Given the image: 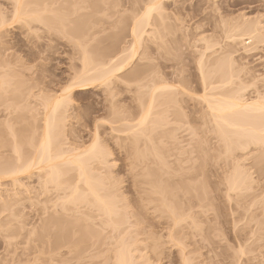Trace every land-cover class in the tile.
<instances>
[{
    "label": "rangeland",
    "instance_id": "374dc122",
    "mask_svg": "<svg viewBox=\"0 0 264 264\" xmlns=\"http://www.w3.org/2000/svg\"><path fill=\"white\" fill-rule=\"evenodd\" d=\"M34 1L24 0L23 3L27 10L39 9L40 13L46 6L44 7V3H40L38 0L40 4ZM14 3L15 0H0V18L3 19V27L0 24V34L2 35L0 65L6 66L5 68L0 66L1 73L5 74L0 76L8 83V86L11 84L10 88L6 89L7 91L0 93V166L7 168L3 171L7 170L8 172V170L14 169V166L21 165L20 162H25L27 156H30L29 152L31 151H28L30 147L27 149L28 141L26 142V140L31 138L29 136L33 131H35L32 135L35 138L33 139L34 143H37L39 139L43 128L41 125L43 126L44 117L42 116L46 112L43 110L44 103L52 102L56 96H60V98L63 96L61 99L64 102H61L68 101L64 106L60 105V111L63 110L64 113H62L66 117L64 136L61 138L63 148L73 149L87 146L97 129L99 143L110 156H108L109 167H99L93 174L104 187L109 188L114 185L118 189L121 195L119 199L125 203V211L132 223V227L129 228L130 233L132 231L134 233H132L133 240L129 234L127 242L129 240V243L137 241L135 247L139 250L137 255L136 252L134 254L144 258H140L138 263L146 261L147 264H183L182 260L190 261L192 258V264H229L230 254L235 249L237 250L233 244L234 236L239 233L236 231H240L245 222L242 221L244 219H240L241 223L237 221L236 228L232 227L233 221L228 215L230 213L228 202L219 196L225 195L223 194L225 193L224 188H222L225 179L232 174L234 166H236L238 171L250 175V189L245 192V198L239 205L240 207L238 206V211H244L246 216H254L257 223L264 222V173L262 172L264 148L250 145L244 150H235L233 159L226 163L218 158L217 147L220 143L211 131L212 123L210 117L206 115V108L201 105L203 103H200L202 93L195 84L199 80L198 77L196 78L195 65L200 57L199 54L204 50L205 38L216 40L217 45L214 49L218 50V53H226L229 47L225 49L227 46L225 43L231 44L230 36L235 33L242 34L240 33L241 29L238 32L239 24L241 23L243 28L242 22L254 21L261 27L263 41L252 45L248 43L250 41L247 39L248 36L244 35L242 43H234L232 50L230 48L231 51L228 52L231 53V57L235 61L234 66L248 69L254 75L251 79L253 83H248L247 86L245 84L246 88L241 93L243 100L251 101L258 96L264 97V0L165 1L163 13L165 12L167 17L164 24L167 25L164 26L167 28V32H163L161 27L158 28L160 33L156 36V38L158 37L157 45L149 42L152 40L145 39L147 46H150L151 49L152 55H150L156 60L154 61L156 64H154L157 67L153 66L155 71L152 69V73L166 74L165 78L171 81L175 78V74L171 75L172 72L174 73L172 66H181L185 71L181 76L187 81L191 80V86L184 91L180 89V93L184 92V94L178 93L179 106L177 109L175 111L171 108L168 109L169 113L166 116L168 125L151 130V132L149 130L148 136L151 142L143 137L136 146L131 143V135L125 130L129 127L128 123L133 125V121L140 118L141 110L146 109L148 104L145 103L144 108L138 106L137 100L132 99L137 96H135L134 89L118 90L119 94L115 90L113 94L116 96H112L113 98H111L110 92L94 88V86L88 90L72 91L68 93L70 95L62 93V90L65 91V88H68L73 76L82 68V56L79 51L81 48L76 46L77 39L84 36V43L87 44L89 50L87 57L95 65L97 62H107L111 54L118 55L121 47L126 46L130 40L128 34L132 21L129 15L135 8L134 0H59L57 7L51 11L48 9L49 7L45 8L44 10L48 9L49 12L42 13V11L40 13L43 22L33 21L29 24L12 18ZM35 3L38 6H35ZM251 47V51L244 52L245 48L247 50ZM160 54H164L170 59L157 58ZM172 57L176 60L171 61ZM75 89L73 88V90ZM112 103H114L113 106ZM164 109L165 107L155 108L151 120L157 119V113ZM57 112H59L58 109ZM120 120L129 122H119ZM112 127L117 129L113 133L110 131ZM160 132H169L172 137L166 136L161 140L158 138ZM18 144L21 145L20 152H23L21 156L23 155L25 160L18 161V165H16L17 154L14 148L19 146ZM203 144L208 147L209 153L206 175L211 207L206 217L195 215L199 226L198 231L202 237H194L191 233L189 218L182 220L177 228L170 227V230L168 217L167 220L166 216L165 219L162 218L163 216H159V211L158 214L153 211V208H149L152 207V204L150 206V203L146 204L148 198H156L149 191L150 184L155 182L158 173H161V181L164 180V184L168 181L166 184L173 183L172 186L176 188L174 190L178 201H183L178 202L179 204L176 201L177 205L183 203L182 205L187 207L189 202H193L194 197H191L193 184L190 183L189 173L191 174L192 163L200 165V159H197L199 154L196 153V150ZM160 158L165 161V169L160 167V162H162ZM70 170L67 168V174H62L63 176L59 180L60 184L67 180L73 181L72 177L75 172ZM26 176L25 173L19 176L17 186L14 185L16 183H12L11 176L6 174L0 176V264H110L108 260L112 254L111 250L107 247L106 250L103 245L99 248L98 245L94 246L100 240V244L102 241H108L109 229L103 232L100 231L101 228L93 226L94 228H91L95 230L94 236L90 234L91 238L87 235L88 239L85 236L86 238L81 240L84 219L76 222L78 227L80 224L82 228L80 226L79 229L75 226V229L68 230V235L71 236V238L69 237L70 241L72 232L76 241L81 237L79 238L80 242H76L74 239L72 242H75L74 245H81L83 248L80 247L81 253L87 258L83 257L84 263L77 262L72 254L66 253L68 252L67 248L65 249L67 245H63L61 240V243L58 241L59 239L57 240L59 238L57 229L60 230L59 225L63 220L59 217L60 215H56L58 213H54L56 212L54 210L58 209L55 205L57 202L56 186L50 184L51 186L49 185L48 188H43L37 183L36 176ZM149 182L152 183L149 184ZM112 188L115 189V187ZM167 189L169 192L170 188ZM147 206L149 207L147 208ZM197 210L195 209V212ZM91 215L94 219L95 213ZM216 215L222 220V224L225 223L224 225L214 221ZM58 217L60 220H57ZM49 219L53 220L51 224L48 222ZM70 221L71 226L76 225L72 223V220ZM45 225L49 226L48 229L45 228L46 230L43 228ZM51 227L53 228L52 232H50ZM262 227L263 229L259 228V231L253 233V236H251L252 233L248 234V237L253 239V242L251 240L250 243L252 253L241 258L242 264H264V224ZM76 228L78 229L76 230ZM75 230L78 233L77 239V234H74ZM242 230L240 233H245ZM171 231L172 234H170ZM100 232L102 233L101 237L95 236L98 233L100 235ZM173 234L178 238L170 236ZM94 237L96 240L99 237L100 239L96 241ZM205 238L206 240H204ZM174 240L181 241H178V244ZM72 242L70 245L74 247ZM90 246L92 249L97 247L98 250L95 248L96 252L92 251ZM102 246L103 248H101ZM247 258L249 261L245 262ZM103 260L105 261L103 262Z\"/></svg>",
    "mask_w": 264,
    "mask_h": 264
},
{
    "label": "bare ground",
    "instance_id": "6f19581e",
    "mask_svg": "<svg viewBox=\"0 0 264 264\" xmlns=\"http://www.w3.org/2000/svg\"><path fill=\"white\" fill-rule=\"evenodd\" d=\"M35 1L38 4L44 3V7L45 6H46L45 8L49 7L48 9H50V11L51 9L59 5V0H49L47 2L45 0H41V1L38 0L40 3L37 0ZM165 1L167 0H134L135 8L133 9L132 12L130 11L131 13L129 12L131 14L129 16L132 21V22L130 21L131 24L128 34L130 40L129 42L126 43V46L121 47V49L119 48L120 50L118 51V55L113 53L114 54L113 56L111 54L112 56L111 55L109 56L110 59L107 62H102V61L97 62V65H95L87 57L89 50L87 49V44L84 43V36L77 39L76 46L78 48H81L79 51H80V55L82 56L81 57L82 68L77 74L75 73L76 75L73 76V78L71 79L69 85L67 86L68 88H65L66 89L65 91L62 90V93L64 94L66 93L65 95H70L68 93H71L72 91L88 90L89 88H91V86H94V88L96 87L98 89H103V91L110 92L109 94H111V98H113L112 96H114L113 93L115 90L126 91L130 89H134L136 92L135 96L136 95L137 96L136 98H132V99L137 100L138 106L143 107L145 103L148 104L146 109L143 107L144 110H141L142 112L140 118L138 120H135V122L133 121L134 123L133 125H131L132 123L131 124L128 123L129 127L127 130H125L130 133L131 143L135 146L139 143L140 139L143 137H145L147 141L148 139L150 141V137L148 136L149 130L151 132V130L163 128L166 125H168L169 122L166 120L167 118L166 116L169 113L168 109L171 108L173 111H175L179 106V100L177 97L178 93L181 95L184 94V92L180 93V89L184 91L185 89H187V87L191 86V82H190L191 80L189 81L188 79L187 81L184 78H182L181 75L184 74L183 72L185 71L181 66L178 67H174V65L172 66L174 73L172 72L171 75L173 74L174 76L175 74V78L173 77L174 79H172L171 81L165 78L166 74L161 75L158 73L156 75L155 72L152 73L153 71L152 69H154L153 66H156L155 65L156 63L154 62L156 60H154L155 58H152L151 56L152 54L150 53L151 50L150 46H147L145 39L147 40L150 39L152 40L149 41L152 42L151 44L157 45L156 41L158 37L156 38V36L159 35L160 33L158 28L161 27L163 32L166 31L167 28L165 27L167 25L165 26L164 24L167 17L165 16V12L163 13ZM23 2L24 0L23 1L15 0L13 6V13L11 14L13 15L12 18L17 19L18 21L21 22L24 21L27 24L32 23L33 21L43 22V20L40 18V13L42 11H43L42 13L49 12L48 9H46L45 11L44 10L45 8L43 7V5H41L44 9L40 11V13H39V9L27 10ZM36 5L37 4L35 3V6ZM0 19H1L0 24L2 26L3 19L2 18ZM247 21L242 22L243 28L241 26V23L239 24L240 26L238 27L237 25H235L239 29L238 32H240L241 29L240 33L242 34L239 33L238 34L235 33L234 35L232 34L233 36L231 35L232 37L230 36L229 38V40L231 39L230 41L231 44H229V42L225 43L227 44V46L225 45L226 46L225 49L229 47L228 51H231L232 47L235 45L234 43L236 42L242 43L243 41L242 37L244 35L248 36L247 39L250 40L248 43L249 44L251 43L252 45L263 41L261 27L258 26V23L254 21L252 22H247ZM1 37L2 35L0 34V39ZM208 38L209 37L205 38L206 40L203 45L204 50L199 54L200 57H198L199 59L198 61H196L197 64L195 65V69L197 71L196 72L197 76L196 74L195 76L196 78L198 77L197 79H199L195 84L202 93L200 96L201 101L198 97L197 98L199 99L200 103H203L201 105L205 106L206 115L210 117L212 123L211 131L215 134L217 140L220 143V145L217 147L219 150L218 158L224 163H226L233 159L234 157L233 153L235 150H244L250 145L258 146L259 148H264V97L258 96L257 98L251 101L243 100L241 93L246 88L245 84L247 86L248 83L249 84L253 83L251 80L254 77L253 73L248 69L238 68L234 66L235 61L231 57V53L228 51L226 53L224 52L222 53L219 51L220 53H218L217 52L218 50L216 51L214 49L215 46L217 45L216 40H213L211 38L208 39ZM159 47H157L158 50ZM251 49L252 47L247 50L245 48L244 52L245 53L249 52L251 51ZM163 55L160 54L158 55L157 58H162V60L168 58L170 59V57L167 58L165 57V55L164 56ZM135 60H137L136 63H134ZM175 60H176L175 58L173 57L171 58V61H175ZM2 66L1 68L6 67V66L3 67ZM149 70H151L150 73H148ZM0 75L3 76L5 74L1 73L0 71ZM1 76H0V93H2L3 91H7L8 87L10 88L11 85L10 84L8 86V83L5 82V80H3V77ZM73 88L76 89L73 90ZM61 98H63V96H61ZM61 98L60 96L59 97L56 96L54 99H52V102L50 101V103L49 102L44 103L45 106L43 104L44 106L43 110H45L46 112L44 111L45 115L42 116L44 117V119H43V126L41 125V127L43 128L39 136V139L37 138L38 139L37 143H34L33 139L35 138L32 136L35 131L32 132L31 130L32 135L29 136L31 138L27 137L28 139L27 140L25 139L26 142L28 141L27 144L29 145V146L27 145L28 147L27 149H29L30 147V150H28L31 151L29 152L30 156L28 157L26 155L27 159L25 160L23 158V155L21 156V153L23 154V152H20L22 150L20 149L21 145L18 144L19 146H16L14 148L15 153L17 154L16 165H18V161L20 162L25 160V162H20L21 165L19 166L13 165L14 169H10L11 167L13 168V166H10V168H8L10 169L8 170V172L7 170L6 172L3 171L4 169H7L6 167L0 166V176L1 175L5 176V174L11 176V178L10 177L9 178L11 179V181H13L12 183L13 184L16 183L14 185L17 186V183L19 184V178H20L19 176L25 173V175L27 174L26 177H29L31 175L36 176L35 178H37V183L43 188H48L50 184L56 186L55 192L57 193L56 194L57 202L56 204L55 203L54 204L57 205L56 207H58V209L56 208L57 210H54L56 211L54 213L55 214L58 213L56 215L57 216L60 215L59 217L61 218V220H63L62 223L60 224L61 226L59 225V228L61 227L60 230L57 229L59 233L58 231L57 232L55 231L56 233L59 234L58 235L59 238H57V240L59 239L58 241L61 240L63 242V245L64 244L67 245L65 246V249L67 248L66 250H68V252L66 253H68L69 255L72 254L77 262L81 261L82 263H84L82 259L85 255L83 256L82 255L83 253H81L82 252L81 245L79 244L74 245L75 242H72L73 239L75 240V238H73L74 237L73 232L71 234L72 239L70 241L69 237L71 238V236L70 234L68 235L69 233L68 230H71V228L75 229V226L78 227L77 221H79L80 219H84L85 220V221L83 220L84 224L82 222L84 228H82V226L79 224V227L81 226L82 228L81 230L83 231L82 238L79 237L81 238V240L85 239L87 235H89L90 237L89 236L88 237L91 238V235L95 233L93 226H97V228L98 227L101 228L100 231L103 232L109 229L110 235L109 238H107L108 241L107 242L102 241V243L100 244L99 243L101 242L100 240L96 244L94 243L95 244L94 246L98 245L97 247L99 248L101 245H103L105 246L106 250L107 248L111 250L112 254L111 257L109 258L110 260L106 258L108 261H110V264H139L140 262L138 263V260L142 258V256L138 255L139 258L136 256L139 250L137 249V247H135L136 246L135 242L137 241L134 240L133 242L129 243L130 241L129 240L127 242L129 238V234H131L130 238H132L134 233L133 231L130 233L129 228L132 227V223L129 221V215L125 211V203L121 202V200L119 199L121 195L119 194L118 189H116V186L114 185H112L109 188L104 187L101 181L93 174V172L96 171L97 168L99 167L100 168L109 167L108 156L110 155L102 148L101 144L99 143V139H98L99 136H98V132L96 131L97 129L95 130L94 135L92 136V139L87 146L78 147V148L75 147L73 149L63 148L64 145L62 143L61 138L64 136L63 130H64L66 117L63 114L64 111L63 110L60 111L61 108L60 105L64 106V104L66 102L68 103V101L63 103L64 100H62ZM194 101L196 100L194 99ZM113 104L114 103H112V106ZM157 107L158 108L165 107V109L157 113V119L151 120L153 110ZM57 109L59 110L60 113L57 112ZM119 122L126 123L129 121L120 120ZM114 128L115 127L110 128L111 129L110 131H112V133L115 132V130H117ZM158 136L159 139L163 140L166 138V136L172 137V134L169 132H160ZM160 153L161 152H159V154ZM196 153L199 154L197 155L198 156L197 159H200V165H198V163L195 165V162L192 163V166L190 168L191 174L189 173L190 183L192 182L193 184L191 188L192 189L191 197H194L193 202L192 203L189 202L188 204L186 201V203L188 204L187 207L185 206L186 209L182 205L183 203L177 205L176 201L177 203L178 202L181 203L182 200L178 201L176 191L174 190L175 187L172 186L173 183L171 185L170 184L168 185L166 184L168 183V181H166L164 184L163 183L164 180L161 181V176H160L161 173H158L159 175H157L155 182L153 184H150L152 182H149V184L151 185L149 192L152 195H154L156 198L154 197L148 198V203L146 204L148 205L150 203L149 206L152 204V207L147 206V208L148 207L151 209L153 208V211L155 213L157 212L158 214L160 212L159 216H163L162 218L165 219L166 216V220H167L168 217V219L170 220L168 227L169 229L170 227L177 228L182 220L189 218L191 221V222L189 221L191 224V231H192L191 233L193 234L194 237L202 235L200 231H198L199 226L196 221L197 217H195V215L197 214L200 217L202 216L206 217L211 207L210 196L207 191L208 179L206 175L207 173L206 169L209 162L208 147L205 146V144L200 145L196 150ZM156 154L157 153H155V155ZM162 160L164 159H161V161ZM164 162L165 161L160 162V167H162V169L166 168L165 167L166 165L164 166ZM198 166L200 167L199 169ZM64 168H65V172H64ZM67 168L69 170L71 169L70 171L74 170L75 172L74 177H72L73 181L71 182L67 180L70 183L65 181V183L60 184L59 180L61 176L67 174L66 172ZM262 172L264 173V168L262 169ZM249 177H250L249 174L238 171L237 167L234 166V170L232 174L226 177L224 187H222L224 188L223 191H225V193L223 194L225 195L219 196L222 197L226 202H228L227 203L228 210L230 212L228 215H230L234 223V224L232 223V227L236 228L237 226L236 223L237 221L239 223L240 219L245 220V221L242 220L243 222H245V224L244 226L242 225L243 227H241L243 229L241 230L245 231V233L244 232L240 233L241 231L240 229H239L240 231L237 230L236 232L239 233H236L234 236V241L232 240L234 242L233 244H235V248L237 247V250L235 249L236 251L234 250L233 253L230 254L231 259H229V261L231 260L230 261L231 264H242L241 258L252 253L251 250L252 247L250 243L251 240L253 242V239L252 237L250 239V237H248V234L251 235L250 233H252L251 236H253V233H255L257 230L259 231V228L263 229L262 226L264 222L257 223L254 220V216L249 215L250 216L249 218V216L245 215L244 211H238L239 210L238 206L241 205L242 200L245 198V192H247L250 189ZM6 178H8V176H6ZM112 187H115L116 190ZM168 187L170 188L169 192L167 191ZM110 188H112L113 190ZM143 191L145 193V190ZM195 209H198L197 212H195ZM92 213H95L94 219L91 215ZM59 217L57 218V220L58 219L60 220ZM52 219H49L50 220L48 221L49 224H51L52 221L54 220ZM70 220H72V223L76 225L71 226ZM214 221L217 222L218 224L219 222H221L222 224V220H220L218 215L214 216ZM252 223H254V225H252ZM46 227L48 229L49 226L45 225V227L43 228L45 229ZM56 227H58L57 224ZM78 228H76V230ZM52 229L53 228L51 227L50 232H52ZM74 234H77V236L75 235L77 239L78 238L77 231ZM170 234H172V231ZM175 234L170 236L171 237L175 236ZM101 235L102 233L100 232V235L98 233L95 236L101 237ZM100 237L98 239H100ZM79 238L77 239V241L76 240L75 241L80 242ZM176 238H178V236ZM98 239L96 240L95 238L96 241H98ZM204 240H206V238ZM178 241L179 240H176L175 242L179 244L181 240L179 242ZM71 242L74 245V247L70 245ZM70 246L72 247L71 249L69 248ZM103 246L101 248H103ZM97 247H94L92 249L90 246L89 248H91L92 251L93 250L95 251V248L96 250H98ZM135 252L136 255L134 254ZM104 261L105 260H103V262ZM182 261L183 264H192L191 263L192 258L190 259V261L188 259L187 260L184 259ZM248 261L249 258L245 260V262ZM140 264H147V263L145 261L144 263H140Z\"/></svg>",
    "mask_w": 264,
    "mask_h": 264
}]
</instances>
